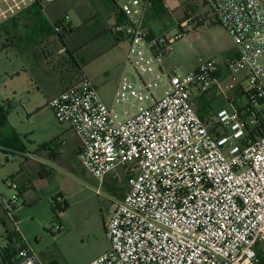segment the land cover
I'll use <instances>...</instances> for the list:
<instances>
[{
	"label": "built area",
	"instance_id": "built-area-1",
	"mask_svg": "<svg viewBox=\"0 0 264 264\" xmlns=\"http://www.w3.org/2000/svg\"><path fill=\"white\" fill-rule=\"evenodd\" d=\"M54 1L0 0V23L32 3ZM115 1L123 21L113 31L128 51L111 103L84 75L48 102L56 121L70 126L78 162L95 180L126 170L127 190L105 224L109 248L88 264H264V130L253 137L264 123V1L197 0L236 48L224 62L226 84L213 61L184 74L162 71L194 17L174 35L153 34L146 26L151 0ZM240 72L248 83L245 109L230 105L201 120L194 92L225 97ZM57 198L58 216L64 206ZM17 201L5 210L11 230L0 232V264H37L29 246L4 244L8 233L20 236Z\"/></svg>",
	"mask_w": 264,
	"mask_h": 264
},
{
	"label": "rangeland",
	"instance_id": "rangeland-1",
	"mask_svg": "<svg viewBox=\"0 0 264 264\" xmlns=\"http://www.w3.org/2000/svg\"><path fill=\"white\" fill-rule=\"evenodd\" d=\"M63 1L58 2L63 3ZM110 4V0L97 2L67 0V5L74 6L67 9V23L79 27V31L72 37V44L74 41L84 42L89 38L94 39L99 31L113 29L112 20L107 17V10L111 8ZM165 7L166 13L160 17L147 15L146 26L154 34L174 35L180 32L179 24L187 17H194L196 23L195 32H186L173 44L170 66H175L183 74L182 72L187 73L202 61H213L218 65L222 57L219 46L224 47L226 42H231L221 31L222 28L210 15L208 9L198 5L196 0H166ZM91 15L92 21L89 19ZM85 20L88 21L83 24ZM5 21H3L4 24L0 23L2 27L0 51L6 41L15 44L7 52L0 53V103L10 101L14 104V109L8 115L10 125L29 152L43 154L41 148L60 136L67 124H59L56 121L43 97V91L37 90L31 70L20 59L17 38L13 36L12 39L15 41L7 40ZM199 23L201 25L197 27ZM112 43H115L113 35L105 32L100 42L92 41L83 48L82 52L80 51L82 56L87 57L105 52L102 57L88 65L85 71L96 85L102 101L107 99L110 101L114 83L117 79L119 82L125 70L128 44L122 40L117 42L118 46L107 48ZM245 76L246 72L234 75L237 80L236 85L241 88L236 89L239 95L238 108L246 103L242 93L248 85ZM100 77L105 79L103 84L99 82ZM228 81L226 76L225 84ZM194 96L195 112L201 120L206 121L202 108L205 106V110L212 109L218 100H212L213 96H200L196 92ZM204 97H209L208 105L205 104ZM20 167H26L24 159L10 157L0 148V221L5 223V228L2 229L0 226V232L5 229L11 230L8 219L5 217V210L10 208L9 200L17 195L16 207L23 206V200L18 192L9 188L6 183L7 180L12 181L10 177L16 175ZM51 167V176L36 182L41 199L33 206L25 205L20 212H15L14 221L18 227L20 226L24 237L36 254L37 264H88L109 248L105 224L119 195L127 190L126 170L122 167L117 168L114 176L102 184L74 160H68L67 170L54 163ZM45 195L49 196L47 201L42 199ZM59 195L63 196L67 208L55 219L52 212L51 215L48 213L47 202L51 203V200ZM11 240L13 246H18L13 236ZM4 244H9V241Z\"/></svg>",
	"mask_w": 264,
	"mask_h": 264
},
{
	"label": "crops",
	"instance_id": "crops-1",
	"mask_svg": "<svg viewBox=\"0 0 264 264\" xmlns=\"http://www.w3.org/2000/svg\"><path fill=\"white\" fill-rule=\"evenodd\" d=\"M58 1L60 0L49 3H42V2L32 3L27 7L21 9L20 11H18L16 14H14L5 21L6 22L5 26L7 28L6 29L7 40L12 41L13 36L17 38L18 41L16 43L17 44L19 43L18 49L20 50L19 52L20 59L31 70L34 84L37 87L38 91L39 90L43 91V97L46 99V103H48V101L51 98L60 94L66 88L74 84L81 75H84L87 78H89L85 73L88 65L93 63L98 58L102 57V55L105 54V52L103 54L102 53L96 54L95 56H91V57H87L86 55H83L84 56L83 57L80 51L82 52L83 48L86 47L88 43L90 44L92 41L100 42V40L103 39L104 33L111 30L109 29L103 32L99 31L96 37L93 36L94 39L89 38L87 41L84 42L74 41L72 44V37L75 33L79 31V27H74L71 26V24L67 23V13H68L67 9L68 8L71 9L74 6L67 5V0H64L63 3H59ZM95 1L97 2L98 0ZM107 11H108L107 17L108 19L112 20V25L114 26V24L116 23V15L111 10V8ZM43 14L45 16H43ZM204 15L206 16L205 13ZM41 17L44 18L41 19ZM89 19L90 21H92V15L89 17ZM87 21L88 20H85L83 24L87 23ZM55 23L64 25L66 27L68 26L66 33L64 32L65 35L64 44L66 48L68 47L72 50H79V53H77V55L74 54L76 56V59H74L70 55L68 56L67 54L65 55L63 53H60V50L63 48H61L60 43L57 41L56 35L53 34L54 32L53 27ZM195 26L196 23L191 29L192 32H195L194 29L196 28ZM0 30H2V27H0ZM221 31L224 32L225 36H228L231 42V43L226 42L224 47L218 45L221 48L220 55H222L221 62L218 64V72H219V76L225 81L226 76H228L227 75L228 72L226 71L224 62L226 59L234 57L236 55V48L229 35L223 29H221ZM45 32L47 35L44 34ZM110 34L113 35L115 43L110 44V46L108 45L107 48H112L114 45L118 46L116 41L118 37L116 38L114 34L112 33ZM120 41L122 40L120 39ZM8 43L9 41H6L5 45H8ZM3 47L4 45H2V48ZM10 48H7L5 50L2 49L0 53L7 52ZM171 56L172 54L169 57H167L166 60L164 61L162 66V71L168 74H181L175 68V66H170L169 60L171 59ZM84 61L85 63L89 61V63L86 64L85 66H82V63H84ZM198 64L188 72L194 71L197 68ZM182 73L184 74V72ZM99 82L103 84L105 82V79L103 77H100ZM117 85H118V79L114 83L113 86L114 90L110 98V101L107 99L103 101L104 103L105 102L106 104L111 103ZM94 86L96 88L95 84ZM237 88H240L239 85L238 86L236 85L234 89H232L225 95V97L211 98L214 101L215 100L218 101H216L215 106L212 109L208 108L207 110H205V106L204 108H202V110H204L205 113L204 115L206 116L207 120L219 108L229 107L230 105H235L237 107V101L239 98V95L236 90ZM207 96H211V95H207ZM208 100L209 97L208 98L204 97V102L206 105L209 104ZM62 132L63 133L60 136L52 140L53 142L58 141L55 143V145L51 144L49 146V149L43 150L45 154L36 153V152H34L33 154L29 152L28 149L25 147V150H23L24 153L15 154L13 156V157H20L24 159L26 162V167H20L18 169L17 174L10 177L12 181L17 185V188L21 193L20 198H22L23 200V206L21 208L16 207L14 213L20 212L25 207V205H29L30 207L33 206L36 203V201L41 199L40 192L38 191L36 182L38 180L41 181L46 180L51 176L52 174L51 164L54 163L57 166H61L62 168L67 170V162L69 159L78 162L77 159V153L79 150L78 140L73 135L70 126L68 124L64 127ZM1 149L4 150L5 152L7 151L4 148ZM111 176L113 177L114 173L108 176L103 181L102 184L107 182V180L111 179ZM120 196L121 195H119L117 202L120 200ZM48 197L49 196L45 195V197H42V199L47 201ZM47 204H48V213H50L51 215L52 212L51 204L49 201L47 202ZM0 226L2 227V229L5 228V223L0 221ZM18 229H19V234L25 245L29 246L32 249L31 245L28 243V240H26V238L24 237L20 226L18 227Z\"/></svg>",
	"mask_w": 264,
	"mask_h": 264
},
{
	"label": "trees",
	"instance_id": "trees-1",
	"mask_svg": "<svg viewBox=\"0 0 264 264\" xmlns=\"http://www.w3.org/2000/svg\"><path fill=\"white\" fill-rule=\"evenodd\" d=\"M110 1H111V4H110L111 5V10L116 15V23L113 26V29H114L117 25L122 23L123 19H122V16H121V14H120V12L118 10L117 2L115 0H110ZM165 1L166 0H151V8H150L148 14H150L151 16H155V17H160V16L164 15L166 13L165 10H167L166 7H165ZM199 21H201V20H199ZM200 24L201 23H199L197 26H199ZM67 29H68V26L66 27L64 25L55 23L54 27H53V30H54L53 34L56 35L57 41L60 43L61 48L64 49V54L65 55L67 54L68 56L70 55L71 57L76 59L75 55H77V53H79V50H72V49H70L68 47L66 48V46L64 44V38H65L64 32L66 33ZM113 29L110 30V31H107V32L114 34ZM67 33H68V31H67ZM150 33H152V31H150ZM115 37L117 38L116 35H115ZM12 41H14V40H12ZM116 41L118 42V41H120V39L117 38ZM13 43L14 42H9L8 45H4V47L2 49L5 50L7 48H10L11 46H14L15 43L14 44ZM88 63H89V61L87 63H82V66H85ZM79 75H80V73H79ZM242 93L245 96L244 91H242ZM47 105H48V103H47ZM13 109H14V104H12L10 101H5L3 103H0V147L4 148L5 150H7L6 154H8V155H10L12 157L15 154L24 153L23 150H25V146L22 143V141L20 139V136L16 133V131L8 123V115ZM244 109L242 108V110H244ZM261 130H264V123H259L253 128V132L255 134V136L253 135V137H256L257 135L261 134ZM56 142H58V141H55V142L51 141L50 143L44 145L42 147V149L43 150H47V149H49V146L51 144L55 145ZM16 191L18 192V195L20 196L21 193L19 192L18 188L16 189ZM57 197L60 198L61 201H62V204H63L64 207L60 211L62 213H64V210L67 208L65 200H64L62 195H59ZM50 204H51V210H52L53 216L56 219L57 218V211L59 210V207H58V205L56 203V197H54L51 200ZM11 236H13L15 238V243H17L19 245V247L25 246V243L23 242L21 237L18 236L17 233H15V232L13 233L12 232V233H8V238H7V240L9 241L8 246L10 248L14 247L13 244H12Z\"/></svg>",
	"mask_w": 264,
	"mask_h": 264
}]
</instances>
